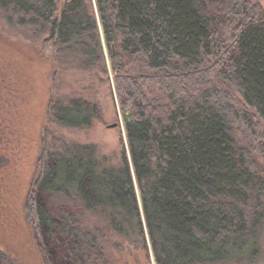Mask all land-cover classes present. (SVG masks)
Listing matches in <instances>:
<instances>
[{"label": "trees", "instance_id": "16d2710c", "mask_svg": "<svg viewBox=\"0 0 264 264\" xmlns=\"http://www.w3.org/2000/svg\"><path fill=\"white\" fill-rule=\"evenodd\" d=\"M0 11L17 30L47 32L63 66L103 63L105 44L130 113L128 153L117 162L93 144L44 156L36 186L48 203L29 200L27 212L55 247L53 264H106L88 215L127 248L150 249L156 264L264 260V173L254 160L264 154L263 8L250 0H0ZM220 83L255 113L237 109ZM51 117L88 128L100 116L80 97L55 104ZM237 131L251 142L240 143ZM7 259L0 252V264Z\"/></svg>", "mask_w": 264, "mask_h": 264}, {"label": "rangeland", "instance_id": "374dc122", "mask_svg": "<svg viewBox=\"0 0 264 264\" xmlns=\"http://www.w3.org/2000/svg\"><path fill=\"white\" fill-rule=\"evenodd\" d=\"M250 1L264 9V0ZM53 45L47 32L17 30L0 11V252L6 254L8 264H53L55 247L27 212L29 200L38 205L48 203L36 186L45 155L72 144H93L113 162L120 159L123 149L128 153L126 113L115 91L105 44L103 63L90 62L85 69L75 63L63 66L65 60ZM219 86L232 96L237 109L253 111L231 86ZM153 92L158 96L157 91L150 90L151 95ZM80 97L97 105L98 120L88 128H69L54 122L51 109L55 104ZM114 123L117 125L110 127ZM237 139L244 145L251 142L240 131ZM254 160L264 173V154H256ZM79 209L77 205L73 211ZM84 223L101 232L106 264H156L150 249L145 254L127 248V243L113 236L99 216L88 215Z\"/></svg>", "mask_w": 264, "mask_h": 264}, {"label": "water", "instance_id": "95a60500", "mask_svg": "<svg viewBox=\"0 0 264 264\" xmlns=\"http://www.w3.org/2000/svg\"><path fill=\"white\" fill-rule=\"evenodd\" d=\"M126 122H130V115L128 114V113H126ZM117 124H112V125H110V127H115ZM137 195H138V197H139V194L137 193Z\"/></svg>", "mask_w": 264, "mask_h": 264}, {"label": "bare ground", "instance_id": "6f19581e", "mask_svg": "<svg viewBox=\"0 0 264 264\" xmlns=\"http://www.w3.org/2000/svg\"><path fill=\"white\" fill-rule=\"evenodd\" d=\"M99 30H100V27H99ZM100 34H101V30H100ZM102 35V34H101ZM129 114V113H128ZM125 117H126V114H125ZM125 120H126V118H125ZM115 124V123H114Z\"/></svg>", "mask_w": 264, "mask_h": 264}]
</instances>
